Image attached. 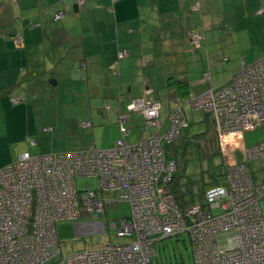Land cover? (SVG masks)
Wrapping results in <instances>:
<instances>
[{"label":"built area","instance_id":"built-area-1","mask_svg":"<svg viewBox=\"0 0 264 264\" xmlns=\"http://www.w3.org/2000/svg\"><path fill=\"white\" fill-rule=\"evenodd\" d=\"M85 2L77 0L80 8ZM190 37L200 47L199 33ZM127 55L123 51L120 58ZM190 104L212 115L225 163V182L206 191L204 206L182 210L169 187L176 163L166 156L164 146L187 127L184 107L172 111L166 130L161 102L143 98L129 106L144 116L147 133L141 142L130 145L124 140L128 130L122 126L127 117L123 115L119 127L123 139L110 149L25 152L0 170V264H153L157 244L182 234L189 235L191 264H264V216L259 204L264 180L258 182L249 165L257 160L264 170V141L251 147L242 142L246 133L264 126V58L243 64L232 79L192 96ZM81 126L88 130L92 123ZM79 177L98 178L100 189L78 191ZM121 202L131 205V215L116 235L129 242L57 258L61 254L57 223L79 222L95 212L106 215L108 207ZM102 223L77 226L81 233L101 232ZM110 227L116 229V223Z\"/></svg>","mask_w":264,"mask_h":264},{"label":"crops","instance_id":"crops-1","mask_svg":"<svg viewBox=\"0 0 264 264\" xmlns=\"http://www.w3.org/2000/svg\"><path fill=\"white\" fill-rule=\"evenodd\" d=\"M203 1L209 5L215 0ZM221 1L226 6L225 0ZM195 4V0H86L80 9L77 0H0V141L8 142L9 147L16 144L27 146V152L31 153L39 144L35 139H39L42 133L46 135L53 132L52 126L45 125L50 121L40 122L35 117L39 113L28 103L29 95L22 98L26 103L23 100L14 101L12 97L17 89H23L24 83L36 77L41 70L47 76H55L49 83L56 88H60L63 81H72L75 75L79 82L86 81L83 94L80 86L75 94H71L74 88L71 83L68 87L70 94L65 93L69 101L76 100L84 107L79 120L83 117L91 121H80L82 130L83 123L90 122L93 127L94 122L102 123L104 118L117 123L119 128L120 117L125 115L127 117L122 126L128 130L124 136L126 141V136L130 134L126 123L138 115L144 119L140 111H130L129 106L143 98L161 102L160 118L162 122L168 121L177 106H185L181 101L187 97L180 96L176 86L168 81L169 78L179 79L170 51L176 52V47L180 46L186 52L185 62L188 63L187 56L192 54V49L200 50L204 41L208 40L207 34L203 35L196 28L200 26L198 17L203 10H196ZM244 5L246 12L230 24V33H233V38L235 34L245 33V22L248 21L247 26H251L250 21H253L254 27L249 29L250 36L247 32L248 46L240 52L236 51L237 54L250 51L252 55L253 44L257 40L254 34L258 27L259 42H264V0H244ZM60 13H63V17L57 19ZM232 13L234 15L236 9ZM258 18L260 21L257 25L255 20ZM178 20L179 23L184 22L185 26L174 29L179 24ZM192 32L201 36L200 47L193 44L190 37ZM169 38L172 49L167 52L162 47H165ZM159 48L164 64L168 60L172 63L173 73L168 67L161 70V64L157 61ZM123 51L128 55L120 58ZM261 57L264 58V52L260 53L258 59ZM65 59L68 62H64ZM241 59V68L243 64L255 63L247 64L244 55ZM151 75L152 78H158L159 88L166 91L168 102L165 106L156 87L152 86L154 80ZM84 77L85 80L82 79ZM180 79L189 83V103L192 96L197 97L211 90L192 93L189 78ZM46 128L52 131L45 132ZM30 140L37 145L32 146ZM242 142L246 146L245 135ZM7 146L6 150L0 148V170L26 152L14 158L8 154ZM20 146L19 149L22 148ZM90 147L99 149L96 144H92L78 150ZM50 153L54 152L47 154Z\"/></svg>","mask_w":264,"mask_h":264},{"label":"rangeland","instance_id":"rangeland-1","mask_svg":"<svg viewBox=\"0 0 264 264\" xmlns=\"http://www.w3.org/2000/svg\"><path fill=\"white\" fill-rule=\"evenodd\" d=\"M195 1V9L200 10L202 8L201 10L204 12H202V15L199 12L201 15L200 18L198 17L200 26L196 27L200 29L203 35L207 34L208 36V40H205L203 43L204 46H202L200 50L192 49L193 52L190 56H187L188 63H186L184 56L186 52L184 49L182 50L180 46H177L176 48L178 51H170L172 49L170 38L168 43L165 44V47L161 45L163 50L166 48L165 51L168 52L169 50L171 52V56H173L172 63L175 62V71L178 72V78H189L192 93L219 88L230 78L238 74L241 68V57L243 55L246 57L247 64H251L261 60L263 57L260 59L258 58L260 53L264 52V42H259L258 27L254 34L257 40H255L253 44L252 55L250 51L242 54L236 53V51L240 52L242 48L248 46L247 32H249L250 36L251 30L249 29L254 27L253 21H250L251 26H247L249 22L246 21L245 24L247 28L245 29V33L241 32L240 34H235L234 38L231 35L233 33H230V24L234 20H239L243 17L246 12L244 0H225L226 6H223L221 0H215L209 5H206L203 0ZM260 1L261 0H259V2ZM201 4L202 7H200ZM234 9H236V13L233 15L232 12ZM226 19L227 22H225ZM255 21L258 25L260 19L258 18ZM177 22L179 23V20ZM180 25L185 26V23L180 22L177 26H174V29L179 28ZM239 29L240 28H238V30ZM160 48L157 53V61L161 64V70L168 67V70L173 73L172 63L168 60L167 63L164 64L163 58L161 59V52H159ZM229 48L230 51L228 50ZM64 62L68 61L65 59ZM85 75L86 73H84V76ZM54 77L53 75L47 76V74H43L41 70L36 77H31L28 82L24 83L22 86L23 89H17L12 95L14 101L23 100L24 103H26V101L22 98H25L26 94L29 95L28 103L39 113V115H35V117H38L40 122L50 121L51 123H46L45 125L53 127L52 133L46 135L42 133L39 139H35L39 144L30 151L32 155L47 154L49 152L74 151L86 148V146L92 144H96L99 149L111 148L117 141L122 139V134L120 133L117 123H113L107 118H104L103 120L105 121L102 123L97 121L94 122L91 129H80V121L90 120L84 119L83 117L79 120V118H81L80 114L84 112V107L81 103L76 102V100L69 101L68 97L65 98V93L70 94L68 87L71 83L74 87L71 94L77 92L78 86L82 87L83 94V91L86 90V81L82 83L79 82L77 75H75L72 81H63L60 88H56L49 83ZM150 77L154 80L152 86L154 88L156 87L157 92L160 94V99L165 106L168 102L167 96L165 97L166 91L159 88L158 78H152V75ZM82 79L85 80L86 77ZM201 80L204 82L201 83ZM181 104L185 105L184 110L188 119V124L190 125L186 133L194 136L208 132L211 128L208 115L201 109L193 108L189 103V97H185L181 101ZM105 108L106 106L102 109L103 112ZM77 119L79 121H77ZM144 124L145 121L140 115H138V117L135 116L133 120L131 119L130 122L126 123L125 126L130 128V134L126 136V141L130 145L136 144L144 138V134L146 133ZM169 126L170 121H166L165 129L167 130ZM149 130L153 131L155 128L151 127ZM262 141H264V126L258 127L255 131L245 134V144L247 147L257 145ZM8 144L9 143L6 141H0V148L6 150ZM19 146L18 144L13 147H9L8 145V154L16 158L17 154L28 151L27 146L21 145V149H19ZM223 158V154H216L213 156V161H211L209 157H205L204 154L201 155L193 148L187 152L183 160V165L181 166L180 180L186 192L189 188L187 184L190 182V188L192 190H189L192 191V193L189 191L187 194L190 193V195H188L189 198L191 194H194L197 204L201 202L199 194L202 190H205L206 185L212 181L216 174L218 176L221 175ZM180 162L181 160L178 161V163ZM249 165L253 169L257 181H263L264 170L262 164L255 160ZM221 182L224 183L225 180ZM100 184V180L94 177H79L75 181V185L80 192L99 190ZM259 204L261 213L264 216V197L260 200ZM130 215L131 205L128 202H121L117 205L108 207L106 215L95 212L92 216L84 215L80 218L79 222L62 221L57 223V237L61 249V254L57 258L67 259L89 248H96L109 244L122 245L129 242L126 238L118 237L116 232L122 227L123 220L129 218ZM95 216L98 218L94 219ZM93 221L99 223L103 222L105 226L104 232L81 233L77 225L79 223ZM114 222L116 223V229H111L110 224ZM191 260L192 245L189 235L182 234L177 237L162 240L159 243L156 256L153 259V264H191Z\"/></svg>","mask_w":264,"mask_h":264},{"label":"trees","instance_id":"trees-1","mask_svg":"<svg viewBox=\"0 0 264 264\" xmlns=\"http://www.w3.org/2000/svg\"><path fill=\"white\" fill-rule=\"evenodd\" d=\"M168 81L171 85L176 86V88L179 91L180 96L188 97L190 95L188 91L189 83L187 80L169 78ZM207 115H208V120L211 123V128L209 129L208 132L191 136L190 134L186 133L189 130V126H190L188 124L187 127H185L181 131L179 137L174 142L164 146L165 148L164 151H165L166 156L174 160L176 163V173L174 175L173 182L170 184L169 187H170L171 193L174 194L177 200V203L179 204L182 210H186L190 206L197 204L194 194H191L190 198L188 196L190 195V193H192V191H190L192 190L190 188V182L187 184V187L189 188L186 192L183 188L184 185L181 183V180H180L181 166L183 165V162H184L183 160L185 159L187 152H189V150L193 148L194 150L199 152L201 155L204 154L205 157H209L211 161H213L214 155L216 154L222 155L221 145L218 140V135H217L216 128H215L214 119L212 115H209V114ZM179 160H181L180 163H178ZM221 168H222L221 175L218 176L216 174L213 177L212 181L206 185L205 190H202V192L199 194L201 202L198 204L204 206L205 194L209 188L223 184L221 181L222 180L224 181V178H225L224 160H223V164ZM189 191L190 193L187 194ZM159 243L157 244V247Z\"/></svg>","mask_w":264,"mask_h":264},{"label":"water","instance_id":"water-1","mask_svg":"<svg viewBox=\"0 0 264 264\" xmlns=\"http://www.w3.org/2000/svg\"><path fill=\"white\" fill-rule=\"evenodd\" d=\"M102 225H104L103 223H102ZM104 227V226H103ZM101 232H104V231H101Z\"/></svg>","mask_w":264,"mask_h":264},{"label":"clouds","instance_id":"clouds-1","mask_svg":"<svg viewBox=\"0 0 264 264\" xmlns=\"http://www.w3.org/2000/svg\"><path fill=\"white\" fill-rule=\"evenodd\" d=\"M84 7V6H83ZM81 9V8H80ZM63 14V13H62ZM63 17V16H62ZM61 19V18H60Z\"/></svg>","mask_w":264,"mask_h":264}]
</instances>
